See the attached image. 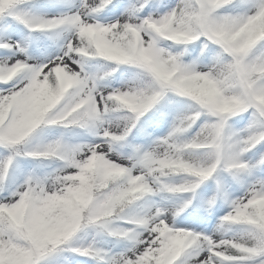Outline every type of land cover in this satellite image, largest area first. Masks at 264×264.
I'll list each match as a JSON object with an SVG mask.
<instances>
[{"label": "snow or ice", "instance_id": "6c2138e0", "mask_svg": "<svg viewBox=\"0 0 264 264\" xmlns=\"http://www.w3.org/2000/svg\"><path fill=\"white\" fill-rule=\"evenodd\" d=\"M0 29V264H264V0H0Z\"/></svg>", "mask_w": 264, "mask_h": 264}, {"label": "trees", "instance_id": "16d2710c", "mask_svg": "<svg viewBox=\"0 0 264 264\" xmlns=\"http://www.w3.org/2000/svg\"><path fill=\"white\" fill-rule=\"evenodd\" d=\"M6 33L4 32L3 29H0V36H4ZM30 50H32L30 48ZM93 65L97 66L95 62H93ZM98 68H100L99 66H97ZM101 71H103L102 68H100ZM126 69L124 67L121 68L120 72H118L116 74L117 79L118 76L123 72H125ZM134 71L132 69H128V75L127 76H131V72ZM247 116V114H244V117H236L235 119L241 122H246L247 119H245ZM234 121H232L233 123ZM83 132L81 129L79 128H75V129H64V128H49V129H44L43 130V134L41 135V130H38L37 134H35L37 137L40 138H47V139H51V138H56L59 137L61 134H64L65 139H70L74 137V133H81ZM66 134V135H65ZM37 141H34V143ZM264 146V145H263ZM93 233H95V231L93 229H87L84 232H81L79 235L82 238V241L84 243H88L91 242L93 239Z\"/></svg>", "mask_w": 264, "mask_h": 264}, {"label": "rangeland", "instance_id": "374dc122", "mask_svg": "<svg viewBox=\"0 0 264 264\" xmlns=\"http://www.w3.org/2000/svg\"><path fill=\"white\" fill-rule=\"evenodd\" d=\"M90 70H92V71H101V69L100 68H97V67H92ZM130 76H125V77H123L124 79H127V78H129ZM119 80V79H118ZM118 86V85H117ZM243 127V126H242ZM56 163V162H55ZM54 163V164H55ZM58 166V164H56V166H54V168L55 167H57ZM224 173V172H223ZM224 179L223 180H225V178H227V176H224L223 177ZM99 240L101 239V237H99V236H96Z\"/></svg>", "mask_w": 264, "mask_h": 264}]
</instances>
